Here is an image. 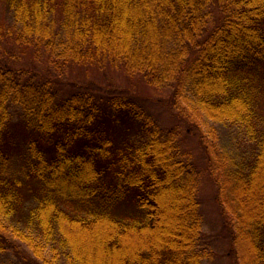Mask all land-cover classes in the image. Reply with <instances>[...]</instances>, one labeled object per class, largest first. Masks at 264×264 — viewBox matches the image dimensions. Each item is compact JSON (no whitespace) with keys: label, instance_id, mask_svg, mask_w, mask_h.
Returning <instances> with one entry per match:
<instances>
[{"label":"trees","instance_id":"16d2710c","mask_svg":"<svg viewBox=\"0 0 264 264\" xmlns=\"http://www.w3.org/2000/svg\"><path fill=\"white\" fill-rule=\"evenodd\" d=\"M1 9V251L28 264L213 257L202 171L178 130H162L135 96L67 77L82 67L169 90L193 126L210 119L243 133L253 150L237 155L220 149L213 128L198 137L229 255L264 264V0H0ZM28 51L45 74L17 65ZM18 110L33 134L20 153Z\"/></svg>","mask_w":264,"mask_h":264},{"label":"rangeland","instance_id":"374dc122","mask_svg":"<svg viewBox=\"0 0 264 264\" xmlns=\"http://www.w3.org/2000/svg\"><path fill=\"white\" fill-rule=\"evenodd\" d=\"M4 12L5 10L1 9L0 13L4 15ZM34 57L35 55L28 51L17 65L36 68L45 74V69L47 68L45 60H36ZM67 77L75 83H91L90 87L100 92L110 90L112 94L135 96L138 103L142 105L146 113L153 118L162 130L172 128L178 130L183 146L193 154L197 166L202 171L200 197L204 217V230L206 240L213 252L212 259L205 260L204 264H236L235 258L229 255L232 245L231 235L225 225L221 208L217 201V188L207 171L208 162L205 159L198 134L200 130L204 133L208 128H213L216 131L217 144L220 149L223 152H234L237 155L239 152L247 151L250 153L253 150V145L244 137L243 133L230 122L220 123L209 119L203 121V123L198 121L199 127L196 124L195 126L191 125L178 114V111L173 106V97L169 90L153 88L139 77L127 78L116 72L105 74L98 70H86V68L82 67L70 68L67 72ZM260 97V110L264 112V84ZM21 113V110L14 111L11 123L12 143H15L19 153L24 150L26 140L33 135L32 132L23 127ZM14 167L18 170L19 163L17 162ZM0 264L28 263L17 254L15 249H6L0 250ZM29 264L34 263L30 261Z\"/></svg>","mask_w":264,"mask_h":264}]
</instances>
